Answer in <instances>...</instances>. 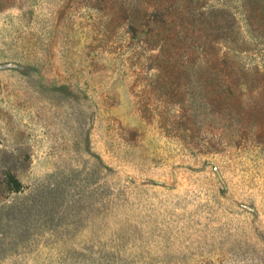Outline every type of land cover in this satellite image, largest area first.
I'll list each match as a JSON object with an SVG mask.
<instances>
[{
  "label": "rangeland",
  "instance_id": "1",
  "mask_svg": "<svg viewBox=\"0 0 264 264\" xmlns=\"http://www.w3.org/2000/svg\"><path fill=\"white\" fill-rule=\"evenodd\" d=\"M91 2L0 10V264H264L253 125L239 138L191 96L185 137L181 111L145 95L150 54ZM242 36L249 51L222 55L252 78L264 37Z\"/></svg>",
  "mask_w": 264,
  "mask_h": 264
},
{
  "label": "trees",
  "instance_id": "2",
  "mask_svg": "<svg viewBox=\"0 0 264 264\" xmlns=\"http://www.w3.org/2000/svg\"><path fill=\"white\" fill-rule=\"evenodd\" d=\"M214 1L218 4L208 6L207 0H92L89 7L107 20L117 19L118 29L127 26L142 50L139 59L150 54L144 58L149 64L142 79L149 90L145 95L181 111L173 125L185 137L195 136L188 106L195 96L211 107L212 115L236 119L239 138L253 125V139L264 144V71L256 68L251 78L253 69L241 66L237 57L222 55L224 49L249 51L242 34L264 37V0ZM15 3L0 0V10ZM10 178L16 191L20 183L11 173Z\"/></svg>",
  "mask_w": 264,
  "mask_h": 264
}]
</instances>
